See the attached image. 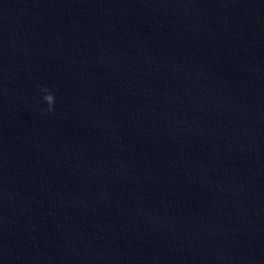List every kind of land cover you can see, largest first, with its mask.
<instances>
[{"label":"water","instance_id":"obj_1","mask_svg":"<svg viewBox=\"0 0 264 264\" xmlns=\"http://www.w3.org/2000/svg\"><path fill=\"white\" fill-rule=\"evenodd\" d=\"M0 264H202L0 129Z\"/></svg>","mask_w":264,"mask_h":264},{"label":"clouds","instance_id":"obj_2","mask_svg":"<svg viewBox=\"0 0 264 264\" xmlns=\"http://www.w3.org/2000/svg\"><path fill=\"white\" fill-rule=\"evenodd\" d=\"M40 91L42 93V102L44 105H46L45 111L52 112L55 105V96L49 92L47 88H41Z\"/></svg>","mask_w":264,"mask_h":264}]
</instances>
